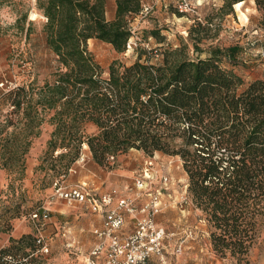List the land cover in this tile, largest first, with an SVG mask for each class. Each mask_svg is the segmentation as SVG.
Instances as JSON below:
<instances>
[{
  "label": "trees",
  "instance_id": "trees-1",
  "mask_svg": "<svg viewBox=\"0 0 264 264\" xmlns=\"http://www.w3.org/2000/svg\"><path fill=\"white\" fill-rule=\"evenodd\" d=\"M240 1L245 0H228L226 6ZM115 3V16L108 19L107 0H37L47 19V44L61 69L54 83L37 91L36 103L54 110L50 147L78 151L86 144L100 165L131 149L150 156L179 155L191 196L221 231L214 233L216 246L224 254L231 249L234 255H248L264 215V78L241 89L242 76L223 68L213 55L193 57L185 41L159 53L138 47L133 63L115 60L109 76L102 77L88 41L96 38L126 52L133 22L145 4ZM205 19L194 18L189 31L196 52L208 30L203 24H212ZM152 35L161 37L156 30ZM237 49L225 51L230 57ZM33 91L19 85L9 92L16 96L12 105L25 103L30 114ZM86 123L95 124L97 131L85 137ZM26 238L32 235L11 238V244L0 248V264H25L20 258L29 254ZM29 264L38 263L33 258Z\"/></svg>",
  "mask_w": 264,
  "mask_h": 264
},
{
  "label": "rangeland",
  "instance_id": "rangeland-1",
  "mask_svg": "<svg viewBox=\"0 0 264 264\" xmlns=\"http://www.w3.org/2000/svg\"><path fill=\"white\" fill-rule=\"evenodd\" d=\"M253 1L255 4L243 5L240 1L226 6L228 0H203L197 13L180 14L176 9L178 0H145L151 10L133 22L131 45L126 52L119 53L110 43L96 38L88 41V50L102 67V77L107 78L110 64L115 60L133 63L138 47L158 49L159 53L185 41L193 57L213 55L223 68L242 76L244 89L250 82L264 78V0L261 4ZM113 9L115 0H107L108 19V11ZM198 15L212 24H203L208 30L196 52L189 31ZM44 17L37 0H0V67L4 79L34 88L33 110L27 114V104L14 107L16 96L0 87V248L11 244V238L32 235L24 242L29 254L20 258L23 263L29 264L34 258L38 264H86L93 244L94 214L85 206L79 208L60 199L54 183L59 180L64 187L81 183L96 187L103 183L107 189H116L108 187L110 183L105 179L111 170L124 167L133 172L130 181L118 190L132 195L136 193L137 173L145 161L152 160L158 175L168 173L172 178L171 189L164 195L165 207L156 220L169 234L170 250L176 243H183V251L172 258L173 264H264V215H260L248 255H234L231 249L222 253L214 240V233L221 231L191 196L190 178L179 155L156 152L150 156L131 149L100 165L86 144L82 146L88 148L85 163L77 162L83 149L50 147L54 110H43L36 103L37 91L46 83H54L61 69L57 55L47 44ZM152 30L160 32L161 37L152 35ZM229 46L238 48L230 57L225 51ZM220 48L223 52L216 53L215 49ZM160 58L153 57L152 61ZM92 132L86 123L84 136ZM13 156L16 158L11 160ZM35 212L47 213L48 218H34ZM37 237L42 242H36ZM73 241L74 246L70 244ZM44 245L48 252L42 250Z\"/></svg>",
  "mask_w": 264,
  "mask_h": 264
},
{
  "label": "built area",
  "instance_id": "built-area-1",
  "mask_svg": "<svg viewBox=\"0 0 264 264\" xmlns=\"http://www.w3.org/2000/svg\"><path fill=\"white\" fill-rule=\"evenodd\" d=\"M202 3L203 0H178L176 9L182 14L197 13ZM150 10L151 6L144 4L140 16L145 17ZM203 18L202 15L196 17L199 21ZM0 77V87L5 92L19 86L16 81L4 79L1 67ZM85 149L77 162L87 161ZM114 160L115 157H110V161ZM171 184L170 174L158 175L154 162L149 160L144 162L134 179L136 193L132 195L121 194L117 189L100 191L87 183L64 187L57 180L54 186L60 199L71 205H84L103 217V224L93 230L95 243L87 255L86 264H170L169 258L183 251V243H176L170 250L169 234L157 222L156 215L165 207L164 195L169 193ZM33 217L46 220L48 214L35 212ZM129 219L133 221L130 231L126 229ZM42 250L48 252L49 248L44 245Z\"/></svg>",
  "mask_w": 264,
  "mask_h": 264
},
{
  "label": "crops",
  "instance_id": "crops-1",
  "mask_svg": "<svg viewBox=\"0 0 264 264\" xmlns=\"http://www.w3.org/2000/svg\"><path fill=\"white\" fill-rule=\"evenodd\" d=\"M143 1L145 3V0H143ZM242 2H243V5L244 4H248V5L255 4V1H253V0H245V1H242ZM115 12H116V9H113V11L112 10L111 11L110 10L108 11V16H109L110 19H113L114 18ZM137 18H138V21L141 20V19H143L141 16H137ZM89 124H90L93 132H96L97 131V126L95 124H93V123H89ZM85 150H88V148H86ZM88 156H89V154H88ZM130 171L133 172V170H129V169L124 168V167H119V168H115V169L111 170L110 173H109V176L105 179V181L108 180V182L110 183V185H108V187H110V188H116L118 190L123 185H125L126 183H128L130 181V179H129L130 178ZM94 188L99 189L100 191H108V190H110L109 188L107 189V187H105L103 185V183H101L99 185H96V187H94ZM76 205H78L79 208H81V207L84 206V205H81V204H76ZM92 214H94L93 228H92V236H93V244H92V247H93V245L95 243V236L93 234V230H94V228L99 227V226H101L103 224V217L101 215H98V214H95V213H92ZM132 226H133V221L131 219H129V222L127 224L126 229H128V231H130V230H132ZM74 242L75 241H73V243H70V244L72 246H74L73 245ZM167 243H168V241H167ZM173 257H174V255H172L169 258V263L170 264H173L172 263V258Z\"/></svg>",
  "mask_w": 264,
  "mask_h": 264
}]
</instances>
